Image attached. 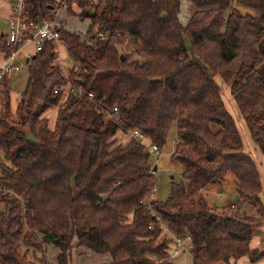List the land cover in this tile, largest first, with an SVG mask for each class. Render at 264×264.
Instances as JSON below:
<instances>
[{
	"label": "trees",
	"instance_id": "obj_1",
	"mask_svg": "<svg viewBox=\"0 0 264 264\" xmlns=\"http://www.w3.org/2000/svg\"><path fill=\"white\" fill-rule=\"evenodd\" d=\"M189 1L182 25L180 0H78L79 13L71 7L67 14L89 28L84 39L60 30L72 63L67 76L48 44L28 63L14 113L9 79L0 81V264H49L43 244L59 250L55 264H70L75 247L109 254V264H178L165 259L170 239L158 223L190 239L192 264L264 258L250 249L264 227L260 174L216 82L229 88L264 158V0ZM25 9L42 20L53 15L55 0H26ZM0 53H10L5 34ZM68 83L81 95L61 91ZM51 110L53 129L45 117ZM173 127L170 158L181 181L159 202L153 160ZM133 129L142 144L116 143L118 132ZM150 144L155 157L144 147ZM228 175L236 203L209 206L203 193Z\"/></svg>",
	"mask_w": 264,
	"mask_h": 264
},
{
	"label": "rangeland",
	"instance_id": "obj_2",
	"mask_svg": "<svg viewBox=\"0 0 264 264\" xmlns=\"http://www.w3.org/2000/svg\"><path fill=\"white\" fill-rule=\"evenodd\" d=\"M235 7L241 12L242 15L249 14L251 16H256L255 12L248 9V8L241 7L238 5H236ZM77 8L78 7H74L73 12H76L75 14L79 13V9H77ZM191 12H192V8H191V3L189 2V0H180V13H179L180 23L186 24L188 19L191 16ZM68 16L73 17L71 15H68ZM67 24H68V27L72 31H76L80 35H83L84 31L88 29L89 21L88 20L80 21V20H78V18H75L71 21H70V19H68ZM1 32H5V33L8 32L6 21L3 18H0V33ZM82 39H84V38H82ZM98 40H100V39H98ZM60 45L62 46V44H60ZM60 45L57 48L56 53L58 52L59 56L64 59L66 52H65V49L60 48ZM25 51L26 52H32V47L28 46L25 49ZM19 60L22 62V67H21L20 71L16 74L11 75L10 77H8V79H9L8 86L11 89V95L10 96H11V104H13V107H14V102L17 100V97L24 90L25 84H27V79H28V68L26 67L27 65L24 64L25 58H24L23 54L19 55ZM57 62H58V59H57ZM61 65L64 66V75H67V71L72 65L71 61L70 60H67V61L63 60V62H61ZM216 82L218 83V85L221 88V94H222V99H223L225 108L227 109L229 114L233 117V119L237 125V129L240 133V137L242 138L244 149L247 151L246 148L249 147V144H247V142H246V138H245L246 132L242 133V131L239 129L240 122L238 121V119H235V117H234V116L239 117V114H238V111H237L233 101H232L233 99L230 95V90L227 86H225L221 82V80L219 78H216ZM0 91H2L1 86H0ZM0 97H1V95H0ZM13 107H11V108H13ZM52 112L54 113V111H52V110H51V112H48L49 118H50ZM175 133H176L175 127H173L172 130L170 131V135H169L166 147L163 149L162 152H160L158 154L157 158L153 160V165H155V167L157 168V171L154 173V182H153L152 188H154V187L156 188V199L155 200L159 201V202H164L169 197L170 186L172 183H178L181 181V176H180L181 168L177 163L171 161V158H170L171 153H172L173 148H174L173 140L175 138ZM248 134H249V132H248ZM247 139L251 143L249 136ZM120 141H123V143H121L119 141H117L116 143L117 144L120 143L121 145H125L127 143V140H125V139L120 140ZM247 153H248V151H247ZM255 153H256V155H255ZM257 154L261 157V153L257 149H255V152L253 150L251 152V154L248 153V155L253 159V161L254 160L256 161V166L258 168V172L260 174V179H261L260 180L261 181L260 199L262 201V204L264 205V160L261 159L258 163L257 162ZM218 193H221V195L218 196L217 195ZM203 196L206 199L209 206L222 207V206H230L231 204L236 203L237 193H236V188H235V184L233 182L232 176L228 175L222 186L211 187L208 191L203 193ZM242 209L244 212L247 213V215L255 214L254 210L249 205H243ZM166 236L170 239L168 247H167V249H168L170 244H171L170 243L171 237L168 236L167 234H166ZM38 238H39V236H38ZM188 244H189V242L187 240L184 241L185 246H187ZM259 245H260V243L258 240V246ZM51 248L56 250L54 246ZM258 249H259V247H258ZM244 259H246V261H247V258H244ZM177 262L179 264H190V257L187 254L181 255V257H178ZM242 263L243 262H239V264H242ZM244 263L248 264V262H244ZM87 264H92V263L89 260V262H87Z\"/></svg>",
	"mask_w": 264,
	"mask_h": 264
},
{
	"label": "built area",
	"instance_id": "obj_3",
	"mask_svg": "<svg viewBox=\"0 0 264 264\" xmlns=\"http://www.w3.org/2000/svg\"><path fill=\"white\" fill-rule=\"evenodd\" d=\"M77 1L72 0L71 2H67V0H55L56 9L53 12V16L36 21L30 18L28 11L25 9L26 0H14L11 15L7 20L8 32L5 33L7 45L10 47V53L7 54L3 64L0 66V81L20 71L22 67V63L19 61L20 54L24 55L25 65L28 66L31 58L37 52L41 51L45 45H54L57 50L61 44L60 30L63 27L54 19L60 13L67 12L68 8L75 5ZM97 38L100 40L106 39L103 33H98ZM28 46L32 47V52L25 51ZM58 68L60 69V66ZM60 70L64 75V69L61 68ZM64 76L66 77L67 75ZM80 90L79 87H75L69 83L61 88V91L65 94L71 93L77 96L81 95ZM55 93H57V90ZM92 98V94H88V101H93ZM117 112V108H114L112 114H117ZM107 118L110 119L111 115L107 114ZM128 136L131 140H136L141 144L145 141L144 136L136 129L131 130ZM144 147L153 157L157 155L158 151L155 146L150 144ZM154 194L155 189H152L149 200L154 198ZM158 226L164 234L171 237V244L166 250L168 255L165 259L167 261H171L180 255L191 253L193 247L188 237H177L171 234L163 224L158 223ZM186 240L189 242L187 246L184 245V241Z\"/></svg>",
	"mask_w": 264,
	"mask_h": 264
},
{
	"label": "crops",
	"instance_id": "obj_4",
	"mask_svg": "<svg viewBox=\"0 0 264 264\" xmlns=\"http://www.w3.org/2000/svg\"><path fill=\"white\" fill-rule=\"evenodd\" d=\"M14 0H0V18H3L5 21H6V24H7V20L11 14V10H12V4H13ZM190 2V1H189ZM74 7H77L76 5H73L72 6V10L74 11ZM78 9V8H77ZM76 13V12H74ZM52 16V15H51ZM77 17H69L67 12H64V13H60L54 20L56 22H58V24L63 27L64 30H66L67 32L69 33H72V34H76V35H79L80 38H84L85 37V34L87 32V30L84 31V34L83 35H80L79 33H77L76 31H72L69 27H68V24H67V21L68 19L73 20ZM179 18V16H178ZM79 20V19H78ZM189 20V19H188ZM180 21V20H179ZM182 24V23H181ZM182 25H185V24H182ZM89 28V26H88ZM5 32H1L0 33V36L4 35ZM60 48H63V45L61 46L60 45ZM66 52V50H65ZM57 59H58V62H57V59H56V65L57 67L60 66V69H64V66L61 65V62L64 61H67L69 60V58L67 57V54H65V57L64 59L61 58L59 56V53L57 52ZM20 61V60H19ZM4 62V54L3 53H0V66L3 64ZM21 62V61H20ZM22 63V62H21ZM24 64H25V60H24ZM27 67V66H26ZM28 68V67H27ZM10 77V76H9ZM28 78H29V74H28ZM27 82H28V79H27ZM27 84H25V87H26ZM11 90V89H10ZM25 90V88H24ZM24 90L20 93V95L17 97V100L14 102V107H13V104H11L13 108L12 109V112L14 113L15 112V109L17 107V104L19 103L20 101V98H21V94L24 92ZM11 95V94H10ZM233 101V100H232ZM234 103V102H233ZM235 105V104H234ZM236 107V106H235ZM237 109V108H236ZM54 111V113L52 112L51 113V116L50 118L48 117V113L45 114V117L49 120V128L50 129H53L54 127V123H55V119H56V114H57V111L56 110H52ZM238 111V110H237ZM51 112V111H49ZM239 114V113H238ZM235 119H238V121L240 122V125H239V129L242 131V133L246 132L245 133V138H246V142L247 144H249V147H247V151L248 153L251 154V152L254 150L255 152V149H257V147L252 143L251 141V138L248 134V130H247V127H246V124L244 122V120L241 118V116L239 115L238 116H234ZM237 127V125H236ZM245 128V129H244ZM238 130V129H237ZM239 132V131H238ZM240 134V133H239ZM247 134V135H246ZM248 136L250 138V141L251 143L248 141ZM115 140L116 142L119 141L121 143H123V141H120V140H127V143L131 140L128 136V134L126 133H123V132H118L116 135H115ZM242 139V138H241ZM126 143V144H127ZM120 144V143H118ZM244 146V145H243ZM254 148V149H253ZM258 150V149H257ZM247 151L245 149H243V152H245L246 154ZM256 155V153H255ZM254 155V156H255ZM264 158L261 157L257 154V162L259 163V161ZM255 164H256V161L254 160ZM218 196L221 195V193H218L217 194ZM234 204V203H233ZM233 204H231L230 206H232ZM39 239H40V236H39ZM258 240H259V243L260 245L258 246ZM73 244L76 245V241L74 240L73 241ZM51 247H53L52 245H44L43 244V249L44 251L46 252V260H47V263L49 264H55L56 262V259H57V256L59 254V250L57 248H55L56 250L52 249ZM259 247V249H258ZM250 249H258V250H263L264 251V228H262L260 230V232L256 235L253 236L252 240H251V243H250ZM186 255V254H184ZM189 257H190V264H192V256H191V253L187 254ZM178 257H181L178 256ZM178 257H176L175 259H173V263H178L177 260H178ZM89 260L91 261L92 264H109L111 263V257L109 254H94L93 252H90L89 250H87L86 248L84 247H75L73 250H72V255H71V263L70 264H87V262H89ZM239 262H243L242 264H245L244 262H248V264H251L248 259L246 261V259L242 258L240 260H238L235 264H239ZM179 264V263H178ZM254 264H264V258L259 260L258 262L254 263Z\"/></svg>",
	"mask_w": 264,
	"mask_h": 264
},
{
	"label": "water",
	"instance_id": "obj_5",
	"mask_svg": "<svg viewBox=\"0 0 264 264\" xmlns=\"http://www.w3.org/2000/svg\"><path fill=\"white\" fill-rule=\"evenodd\" d=\"M27 139H28V141L31 143V144H35L36 143V141L32 138V136H30V135H28L27 136ZM156 171V167H154L153 168V172H155ZM103 199V198H102Z\"/></svg>",
	"mask_w": 264,
	"mask_h": 264
}]
</instances>
